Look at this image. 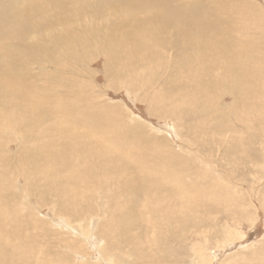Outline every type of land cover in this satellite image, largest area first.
<instances>
[{"label":"rangeland","instance_id":"rangeland-1","mask_svg":"<svg viewBox=\"0 0 264 264\" xmlns=\"http://www.w3.org/2000/svg\"><path fill=\"white\" fill-rule=\"evenodd\" d=\"M39 1L0 0V82L17 90L10 81L23 80L31 109L0 113V264H264V0H163L169 29L203 15L232 27L220 34L223 50L190 72L181 56L197 55L178 38L176 54L160 48L157 59L136 36L124 51L106 44L104 35L126 37L151 14L138 16L130 0H61L44 14ZM88 6L70 26L26 39L42 52L18 47L29 18ZM57 36L86 44L65 49ZM255 37L259 68L231 77L228 59ZM31 129L60 147L32 157L26 151L50 138L25 141ZM39 153L77 165L44 181Z\"/></svg>","mask_w":264,"mask_h":264},{"label":"bare ground","instance_id":"bare-ground-1","mask_svg":"<svg viewBox=\"0 0 264 264\" xmlns=\"http://www.w3.org/2000/svg\"><path fill=\"white\" fill-rule=\"evenodd\" d=\"M21 1H22V3L26 4L25 8H27L29 5H34L38 0H21ZM77 1L78 0H75V3H77ZM102 1H103V4H105V3L111 2L112 0H102ZM162 1L163 0H130L129 4L131 7L136 9V13L138 14V16H140V17H144L145 15L148 16V14H147L148 11H150L151 14L148 17L144 18V20L140 21L139 27L136 30V32L129 31L126 37H123L119 32H115V33L104 35L103 39L106 40V44L108 46H114L115 45L116 49H119V51H124L125 50V48H124L125 43L132 44L135 41L134 36H136L137 38H139L141 44L143 45L144 51L154 55L157 59L158 58L157 56H159L158 50H160V48L163 50H166L167 52H172V53L176 54L175 53L176 46L174 44V39L178 38V39H180L181 43L184 44L185 47L188 45V50L195 52V54L197 55V57H195L193 61H190L185 57L184 54H182L181 59L179 61L180 63L178 65L179 66L181 65L183 67L188 66V68H190L188 72H190L192 70L198 71L199 69L195 67L194 64L196 62H194V61L197 60V63L199 65H205L214 57L215 52H216L213 50L214 48H218L220 50H223V40H222L223 38L220 36V34L222 33V31H226V30L231 29L232 28L231 25H229L226 21H223L222 23L217 24L213 20H210L207 16L203 15L199 18H194L193 20L188 19V18H185V19L178 18L179 22L175 23L174 30L169 29L168 25H167V21L165 20L166 19V11H165L164 6L162 5ZM60 2H61V0H42V1L38 2L36 7L40 6L41 8L43 7V9L42 10L36 9V10H40L41 12H43L42 14H44V13H46V11L44 9H46L48 7L51 8L53 3H55L54 8H59ZM167 2H169V0L165 1V3H167ZM115 3L122 5V4H126V1L120 0V3L119 2L117 3V0H115ZM154 3H156L160 7L156 8V7H150L149 6V5H153ZM136 6L139 9H137ZM90 7L88 6L86 8H82L81 12L75 11L72 14H69L67 12L65 13L64 11L57 9L56 14L50 20H47L44 18L42 21H39V22H37L36 19L34 21L31 18H29V19L27 18L28 23H31V25L26 30L24 38L22 39V41H24V42L20 43V45L18 44V47L19 46L22 47L21 50H24V52H25L24 55L42 52L41 46L39 48L34 49L33 47L29 46V44L27 43V40L29 39V37L31 35H35L36 33H39L41 31L42 32L46 31V29L54 28V27H56V25H58L59 22L63 23V25H67V24L69 25L70 23L77 20L78 18L82 19L83 17H85L84 14L86 13V10L90 9ZM113 7H115V8H113ZM91 8H93V7H91ZM106 8L111 10L112 14H114V16H117L119 18L122 17V15H121L122 13H120L119 11L116 10L117 7L114 6V4L111 5L110 7H106ZM111 8H113V9H111ZM90 10L93 11L94 8L90 9ZM28 13H30V12H28ZM109 15H110V13H109ZM248 15H249V13H248ZM96 16H97V14H96ZM169 16L171 17V19H173V16H171L170 14H169ZM252 17L253 16H251V18ZM251 21L252 20H250V23H251ZM129 22H131V20L126 21V23H129ZM253 22L257 23V21H253ZM114 24L115 23H113V25H111V27H113ZM247 28L240 26L238 29H235V30H237V31L238 30H246ZM72 30H73V28L70 29L71 33H72ZM41 37L43 38V36H40V38ZM83 37H85V36H82V39H80L77 36H72V38L69 40L68 39L64 40L63 38H61V36L60 37L59 36L52 37V38H54V41H53L54 43L59 44V45H65L66 46L65 49H67V48H71L72 45L76 44V42L80 43L81 47H84L86 44V41L84 40L85 38H83ZM94 38L96 39V36H94ZM235 39L238 41V38H235ZM254 39H253V41H251L250 45L249 44H239L238 42H234V40H231L232 46H234L237 43H238L237 45L239 46L236 50H234L235 51L234 57L229 58L228 62L226 63V67H228V70H229L231 77L237 76L240 68H243L245 70V72H244L245 75L249 72L250 68H252L253 70L259 68V66L257 64L258 57H259V51L257 49H255L258 46L259 37H255ZM105 40H103L104 43H105ZM93 44L95 47H98V41H95ZM243 49H248V50H243ZM182 51H184L183 48H182ZM21 52H23V51H21ZM101 52H105V49L103 48L101 50ZM28 60H30V59H28ZM145 61H146V58H145L144 62ZM197 67H198V65H197ZM210 82H214L217 85L220 84L219 82H216V81H210ZM18 83L20 84V89L9 90V86H10L9 84H3L2 82H0V113H7V112H15L16 113L21 108L22 109L20 112L31 111L30 108H26L29 105L28 102L30 99L28 98V88H26V86H24L22 84L23 80L18 78V79H14V80L10 81L11 85H15ZM255 87H262V83L260 81L255 82V84L252 86V88L254 89ZM238 95H239V93H238ZM240 109H241V105H240L238 111H240ZM5 117L6 116H4V118ZM9 117H10L9 118L10 122L12 119H15V118H13L12 114ZM258 121H260V123H261L260 119ZM263 123H264V121H263ZM1 124L3 125L4 123L0 122V128H2ZM3 128L5 129V127H3ZM246 128H248V127H246ZM30 132L32 135L24 133L25 134L24 135L25 141L32 140L33 142L38 143L39 140L47 137L46 135L33 134V129H31ZM47 138H50V139L46 140V142L43 144H39L38 147H34L32 149H29L26 152L31 153V155L33 157L34 151L39 150L41 148H45L48 145V143H53V145H55L56 147H60V145H58L56 143V141L54 140L55 137L51 136V137H47ZM68 142H70V141H68ZM73 142L78 143V138H74ZM70 143H69V145H70ZM63 146H68V144H65ZM88 153H89L88 151L82 153V160H85L87 158ZM56 157H57V160L55 162H50V161L44 160L46 158L45 155L40 154V153L37 154L35 157L36 163H39V161H42L41 163L43 165H45L46 168H45V172L43 174L36 175L35 177H37L39 179H43L44 181H46L48 178L47 177L48 172H50V171L53 172V169H55L56 172H58V175H63L64 172H67L66 170L71 169V167L77 165V163L75 162L74 159L67 160V157H68L67 153H63V154L58 153V155ZM36 163L34 165H36ZM80 167H82V165ZM83 172H85V170H82L79 168V173H83ZM33 174L34 173H32L31 175H33ZM58 177L55 176V178H57V179H58ZM79 177H80V175H79ZM87 178L90 179L91 177L87 176ZM82 180L84 181V183L86 181L89 182L86 178H84ZM91 181L93 182V180H91ZM51 185H54V184L51 182ZM56 185L57 186L60 185L59 181H58V184H56ZM83 186H86V184H84ZM49 189H52V188H49ZM46 192L49 193L48 191H46ZM11 256H12V258H14L13 255H11Z\"/></svg>","mask_w":264,"mask_h":264}]
</instances>
